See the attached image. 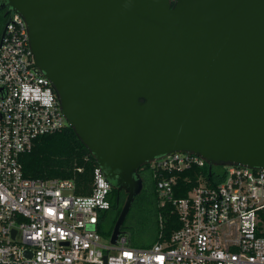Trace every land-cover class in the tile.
Masks as SVG:
<instances>
[{"label": "water", "instance_id": "water-1", "mask_svg": "<svg viewBox=\"0 0 264 264\" xmlns=\"http://www.w3.org/2000/svg\"><path fill=\"white\" fill-rule=\"evenodd\" d=\"M6 1L68 125L128 193L112 243L156 158L264 168V0Z\"/></svg>", "mask_w": 264, "mask_h": 264}, {"label": "built area", "instance_id": "built-area-1", "mask_svg": "<svg viewBox=\"0 0 264 264\" xmlns=\"http://www.w3.org/2000/svg\"><path fill=\"white\" fill-rule=\"evenodd\" d=\"M66 126L50 79L34 63L25 18L12 10L0 44V264H264V168L223 165L221 181L213 184L210 171L176 198L178 173L207 162L188 153L156 158L149 164L160 205L174 206L180 227L150 246L122 232L112 243L100 230L112 206L100 165L88 194L76 192L74 179L23 173L21 156L35 139Z\"/></svg>", "mask_w": 264, "mask_h": 264}, {"label": "trees", "instance_id": "trees-1", "mask_svg": "<svg viewBox=\"0 0 264 264\" xmlns=\"http://www.w3.org/2000/svg\"><path fill=\"white\" fill-rule=\"evenodd\" d=\"M9 13L0 10V38ZM21 163L26 177L46 180L54 178L74 179L78 194L90 193L94 179V168L99 165L93 154L70 126H66L61 131L37 137L33 148L22 154ZM143 167L146 173L148 172L147 175L152 188L150 191H143L138 195L142 198V216L135 217L131 215L129 217L137 196L131 204L121 229L122 233L128 234L132 244L133 235H136L137 239L141 235L148 236L149 240L145 246H150L159 240L161 231L164 237H168L174 229L180 227L181 223L171 203H167L164 206L160 205V198L156 190V182L159 179V175L154 177L155 173L149 163H146ZM209 172L208 163L202 167L194 166L191 169L179 172L178 180L174 187V196L176 198L186 196L188 191L197 183L198 177L209 175ZM210 176L213 184L221 181L225 176L223 165H214ZM111 198L112 205L116 207L114 210H107L104 213L100 224V230L105 237H109L113 231L125 200V195H121L120 199L117 200L116 194H112Z\"/></svg>", "mask_w": 264, "mask_h": 264}, {"label": "flooded vegetation", "instance_id": "flooded-vegetation-1", "mask_svg": "<svg viewBox=\"0 0 264 264\" xmlns=\"http://www.w3.org/2000/svg\"><path fill=\"white\" fill-rule=\"evenodd\" d=\"M0 10H2V11H4V12L8 13V12H10V11L13 10V9L8 5V3H7L6 0H0ZM144 169H145V168L142 167V168H140L139 171H138L139 176H141V177L143 178V188H142L141 192H143V191H150L151 188H152V184H151V182H150V180H149V178H148V175H147V173L145 172ZM110 182H111V184H112V194H116V196H117V200L120 199V196H121V195H122V196L125 195V200H124V202H123V204H122V207H123V205H124L125 202H126V199H127L128 193L125 191V189H121V190H119L118 187H117L116 184H115V180H111ZM141 192H140V193H141ZM140 193H139V194H140ZM139 194H136V195L134 196V199H135ZM115 207H116V206H113V205H112L111 208H110L109 210H110V211H111V210H114ZM121 209H122V208H121ZM120 212H121V210H120Z\"/></svg>", "mask_w": 264, "mask_h": 264}, {"label": "rangeland", "instance_id": "rangeland-1", "mask_svg": "<svg viewBox=\"0 0 264 264\" xmlns=\"http://www.w3.org/2000/svg\"><path fill=\"white\" fill-rule=\"evenodd\" d=\"M216 166V165H215ZM216 168V167H215ZM146 172V171H145ZM148 173V172H147ZM132 210L131 213L129 215V217L131 215L135 216V217H141L142 216V198H140L139 196L136 198V200L134 201L133 205H132ZM139 219V218H138ZM128 230V229H126ZM133 244L135 246L138 247H143L145 246V244L148 242L149 237L145 236V235H141L140 238L137 239L136 235H133Z\"/></svg>", "mask_w": 264, "mask_h": 264}]
</instances>
